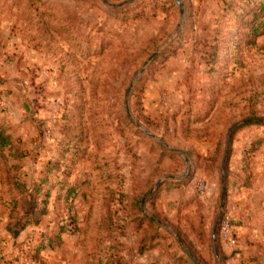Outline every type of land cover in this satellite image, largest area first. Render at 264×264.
Listing matches in <instances>:
<instances>
[{
  "label": "rangeland",
  "instance_id": "rangeland-1",
  "mask_svg": "<svg viewBox=\"0 0 264 264\" xmlns=\"http://www.w3.org/2000/svg\"><path fill=\"white\" fill-rule=\"evenodd\" d=\"M0 125V264H264V0H0Z\"/></svg>",
  "mask_w": 264,
  "mask_h": 264
},
{
  "label": "trees",
  "instance_id": "trees-1",
  "mask_svg": "<svg viewBox=\"0 0 264 264\" xmlns=\"http://www.w3.org/2000/svg\"><path fill=\"white\" fill-rule=\"evenodd\" d=\"M217 60L216 55L212 58V62L215 63ZM21 142L18 138H14L8 133L5 127L0 125V152L5 154L8 153V157L20 160L25 156L23 149L20 146ZM152 221V220H151ZM21 226V225H20ZM23 228V225L21 226ZM20 229L13 231L14 235L19 233Z\"/></svg>",
  "mask_w": 264,
  "mask_h": 264
},
{
  "label": "built area",
  "instance_id": "built-area-1",
  "mask_svg": "<svg viewBox=\"0 0 264 264\" xmlns=\"http://www.w3.org/2000/svg\"><path fill=\"white\" fill-rule=\"evenodd\" d=\"M220 229L221 232L226 236V237H230L232 236L231 232H232V222L231 219L228 216H223L222 220H221V224H220Z\"/></svg>",
  "mask_w": 264,
  "mask_h": 264
},
{
  "label": "water",
  "instance_id": "water-1",
  "mask_svg": "<svg viewBox=\"0 0 264 264\" xmlns=\"http://www.w3.org/2000/svg\"><path fill=\"white\" fill-rule=\"evenodd\" d=\"M178 4L181 6L182 4H181V2H179L178 1ZM156 56V54L153 56V58ZM152 60V59H151ZM132 85H133V83L131 84V87H132ZM131 87H130V89H131ZM228 152H227V155H226V157H225V159H224V167H223V170H225V164H226V162H227V159H228ZM161 184V181H159L158 183H157V185H160ZM226 191V189L225 188H223V193H222V201H221V208H223V206H224V200H225V192ZM218 227H219V222H217L216 223V226H215V229H214V234H213V240L214 241H217V231H218Z\"/></svg>",
  "mask_w": 264,
  "mask_h": 264
},
{
  "label": "crops",
  "instance_id": "crops-1",
  "mask_svg": "<svg viewBox=\"0 0 264 264\" xmlns=\"http://www.w3.org/2000/svg\"><path fill=\"white\" fill-rule=\"evenodd\" d=\"M233 165V156L231 155V157H230V164H229V166H232ZM229 179H230V177H229ZM163 189V187H161V190Z\"/></svg>",
  "mask_w": 264,
  "mask_h": 264
}]
</instances>
